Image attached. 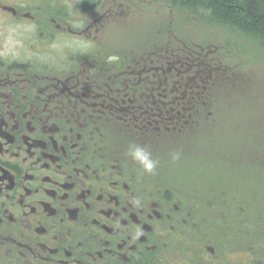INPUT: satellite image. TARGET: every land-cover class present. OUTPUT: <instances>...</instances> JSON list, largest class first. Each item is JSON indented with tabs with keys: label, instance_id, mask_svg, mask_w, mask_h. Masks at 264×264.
Returning a JSON list of instances; mask_svg holds the SVG:
<instances>
[{
	"label": "flooded vegetation",
	"instance_id": "af4514ba",
	"mask_svg": "<svg viewBox=\"0 0 264 264\" xmlns=\"http://www.w3.org/2000/svg\"><path fill=\"white\" fill-rule=\"evenodd\" d=\"M212 11L0 0V264H264L239 244L251 186L233 188L231 236L200 226L194 200L210 197L181 187L183 162L222 123L219 48L197 32L224 24ZM133 143L159 160L155 174L126 155Z\"/></svg>",
	"mask_w": 264,
	"mask_h": 264
},
{
	"label": "rangeland",
	"instance_id": "374dc122",
	"mask_svg": "<svg viewBox=\"0 0 264 264\" xmlns=\"http://www.w3.org/2000/svg\"><path fill=\"white\" fill-rule=\"evenodd\" d=\"M197 32L202 37L210 36L208 40L211 43L208 44L219 48L217 58L220 60V68L215 88L216 99L221 105L219 112H216L219 118L222 117V123L207 139H203V143L200 140L199 147L208 150L183 162L182 178L185 185L181 187L193 189L194 192L190 193L196 196H209L205 193L208 189L202 190V180L206 173L203 175V172L208 168L215 169L217 163L221 165V162L230 161L229 154L232 155L233 150L241 152L243 148L241 154L250 153L254 159H264V155L260 154L264 153V42L257 35L247 36L223 22L219 24L208 21ZM250 146L253 147L251 150L248 149ZM205 182L214 183L213 180ZM262 183L261 195L254 198V203H246V213L253 217L251 220L261 217L264 222ZM221 189L234 198L237 196L235 194L242 193V188L239 192L224 187ZM199 190L204 193L199 194Z\"/></svg>",
	"mask_w": 264,
	"mask_h": 264
},
{
	"label": "trees",
	"instance_id": "16d2710c",
	"mask_svg": "<svg viewBox=\"0 0 264 264\" xmlns=\"http://www.w3.org/2000/svg\"><path fill=\"white\" fill-rule=\"evenodd\" d=\"M194 3L206 4L212 8L213 16L224 17V24L228 27L244 33L247 36L257 37L264 42V0H192ZM219 15V16H218ZM257 35V36H256ZM253 147H249L251 150ZM236 149L229 154L230 161H224L220 164H215V169H206L203 172L204 184L202 190H207L210 198L200 201L197 197L194 200L195 217L199 221L204 219L205 226L208 229L221 228L224 236H231L233 227V202L230 195L226 191L222 192L223 200L221 203H216V196L219 194L220 188H226L233 191L234 186L241 185L251 186L253 188V196H260L264 182V159H254L250 153L241 154ZM239 150V151H240ZM257 151V150H256ZM260 152V151H258ZM264 155V153L260 152ZM259 154V155H260ZM224 154H222V157ZM220 162V161H219ZM238 164L233 167L229 164ZM243 165V166H241ZM207 180H213L214 183L207 184ZM221 180L220 182H218ZM227 181V182H226ZM262 183V184H261ZM201 184V182H200ZM199 190L200 193H204ZM201 191V192H200ZM194 192V191H193ZM196 193V192H195ZM195 195V194H194ZM196 196V195H195ZM255 201H253L254 203ZM240 205L238 211L239 225V244H246L249 240L255 246L256 261H264V238L263 229L264 222L261 217L251 220L253 217L246 213V203H238ZM222 207V210H220ZM205 211V216L203 215ZM218 211H222L223 215L219 216ZM201 226V225H200ZM203 226V225H202ZM241 249V248H240Z\"/></svg>",
	"mask_w": 264,
	"mask_h": 264
},
{
	"label": "clouds",
	"instance_id": "9594fccd",
	"mask_svg": "<svg viewBox=\"0 0 264 264\" xmlns=\"http://www.w3.org/2000/svg\"><path fill=\"white\" fill-rule=\"evenodd\" d=\"M126 155L132 162L139 166L142 174H155L159 166V160L153 158L152 152L143 145L130 144L127 148ZM171 159L173 162L178 161L180 159V153L178 151L173 153ZM130 202L136 208L142 206L140 197H132Z\"/></svg>",
	"mask_w": 264,
	"mask_h": 264
}]
</instances>
